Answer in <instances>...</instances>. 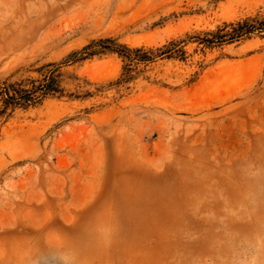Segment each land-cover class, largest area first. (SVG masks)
Segmentation results:
<instances>
[{"label":"rangeland","instance_id":"obj_1","mask_svg":"<svg viewBox=\"0 0 264 264\" xmlns=\"http://www.w3.org/2000/svg\"><path fill=\"white\" fill-rule=\"evenodd\" d=\"M263 6L0 0V80L53 64L61 90L0 117V264H264V36L189 42L127 82L101 48L158 47Z\"/></svg>","mask_w":264,"mask_h":264},{"label":"trees","instance_id":"obj_2","mask_svg":"<svg viewBox=\"0 0 264 264\" xmlns=\"http://www.w3.org/2000/svg\"><path fill=\"white\" fill-rule=\"evenodd\" d=\"M257 34L264 36V6L253 15L245 18L223 22L216 26L212 31L193 36L186 35L181 39H170L158 47H137L128 48L126 46L114 44H102L101 48L110 49L122 57L126 63L124 66V77L122 82L132 79L131 72L137 64L146 65L155 61L157 58H185V46L189 42H196L203 48H210L226 43L239 42ZM92 46L82 48L80 59H85L92 55ZM75 57H78L75 54ZM42 79L40 80H21L10 82L6 79L0 80V117L8 116L13 110L27 109L35 106L48 95L58 94L61 90L56 80V66L47 64L43 67Z\"/></svg>","mask_w":264,"mask_h":264}]
</instances>
